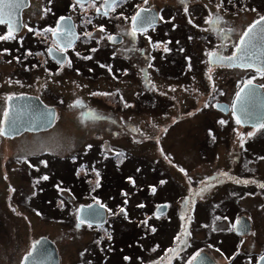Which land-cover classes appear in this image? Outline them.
<instances>
[{
  "label": "rangeland",
  "instance_id": "obj_1",
  "mask_svg": "<svg viewBox=\"0 0 264 264\" xmlns=\"http://www.w3.org/2000/svg\"><path fill=\"white\" fill-rule=\"evenodd\" d=\"M158 1L180 5V0ZM205 1V8L201 9L205 18L197 15L193 26L149 32L151 36H164L157 44L140 40L134 45L128 37L122 44L111 47L116 56L106 69L99 66L91 73L78 72L75 64L83 70L87 65L78 61L73 67L66 65L52 74L43 72L39 81L34 73L28 74L31 84L26 86L43 91V100L56 104L58 115L54 124L41 134L0 136V264H17L21 253L41 234L56 242L60 264H135L139 229L143 235V264H151L158 252L168 248L170 240L178 234L179 223L184 224L182 219L190 212L183 237L190 247L183 260H188L200 249H208L207 221L211 226L229 221L228 216H223V209L245 208L231 199L213 203L223 196H220L222 185L204 195L201 203L185 204V197L181 200L179 193L187 191L188 176L200 177L207 171V178L235 179L243 174L245 166L250 168L254 164V172L249 173L256 176L258 186L264 184V134L254 136L251 147L256 152L242 154L243 149L234 140V125L216 123L219 112L213 105V101L230 96L236 79L243 81L253 73L240 67L214 68L208 63L211 51L227 53L235 47L229 40L233 41L248 21L264 10V2L255 5L258 9L253 0H243L236 12H229L216 1ZM216 17L220 18L222 28H218V23L215 26L206 23ZM165 47L169 49L167 56L161 51ZM12 68L13 65L2 63L0 79ZM5 83L10 90L8 78ZM2 108L0 95V111ZM209 126L215 129V136ZM27 154L36 163L40 157L46 163L38 170L31 169L21 158ZM178 166L189 171L185 174ZM163 171L167 178L161 183ZM42 172L48 173V179L36 180L34 176ZM224 173L229 177H223ZM136 183L145 186L146 191L156 189L154 196L143 195L151 210L146 201L141 208ZM12 185L15 191H10ZM121 187L124 193L120 195ZM56 191L60 198L56 197ZM111 194L117 197L114 202L119 201V194L125 214H116L114 209L120 206L115 205L109 216L107 224L114 228L112 238L106 236L108 255L98 246L92 248L98 243L95 231L86 222L80 223L76 215L72 218L70 205L75 208L95 200L110 202ZM162 202L168 205L167 214L156 217L154 207ZM247 202L250 206L252 200ZM255 206L252 208L255 231L246 237L245 244L253 241L260 247L264 245L263 196ZM176 210L179 212L173 217ZM104 231L101 228L102 237ZM216 239L213 232L212 241ZM155 247L159 251H154Z\"/></svg>",
  "mask_w": 264,
  "mask_h": 264
},
{
  "label": "flooded vegetation",
  "instance_id": "obj_2",
  "mask_svg": "<svg viewBox=\"0 0 264 264\" xmlns=\"http://www.w3.org/2000/svg\"><path fill=\"white\" fill-rule=\"evenodd\" d=\"M210 3L214 1L221 4L225 11L229 12H236V10L240 7V4L243 0H207ZM254 7L257 3L264 2V0H253ZM102 0H96L95 7L91 4H85L83 8L76 5V0H12V8L10 11H13V18L16 22L19 31L16 34V39L0 41V65L2 63L11 64L13 68L8 72L3 73V77L0 79V95L3 101V108L0 111V121L3 120V113L7 108V97L11 95H18V94H31L37 96L43 102L48 105H52L57 110L56 104H49L45 100H43V91L41 90H31L26 86V84H31L28 79L29 73H34V77L36 81H39V77L43 76V72H49L50 74L54 72H58L66 68V65L74 66L75 63L78 61H85L87 65L84 67V70L79 67L78 64H75L74 69L78 72L80 71H88L89 73L96 71L97 67H103L104 69L111 66L113 61L111 60L112 57L116 56V52L111 47L115 45H120L124 41L129 40L135 45L137 41L140 40H148L152 41L157 44L159 41L164 39V36H157L153 34L152 36L149 32L159 28L164 29L166 32L170 30H175L181 28L182 25H189L193 26L195 23V18L198 17L197 15H201L205 18V11L203 12L201 9L205 8L206 1L205 0H197L194 3H191L189 0H186L187 4V12H185V4L180 2L179 6H174L171 1L163 2L162 4L159 3L158 0H147L145 4L144 0H120V3L117 7L113 9H105L101 8V12H97L96 9L101 7ZM21 6V7H20ZM20 7V15H17L15 11L17 8ZM196 8V9H193ZM142 9H147V12H142V15H148L153 18V23L151 26H143V30H137L135 35L132 34L133 31V23L131 17L135 15L137 11ZM107 12V15L102 13ZM261 16H264V10L259 11L256 16H254L246 26L240 30L239 34L236 38L232 41L229 40V44L236 45L239 43V38L242 33L255 21L260 19ZM64 17V20L60 18ZM12 18V19H13ZM127 18V19H125ZM90 21V22H89ZM191 21V22H190ZM58 23L61 26V32L59 34L62 38L54 37L53 34L47 29H56L58 27ZM218 28H222L221 22L218 23ZM27 25V27H24ZM71 26V32L73 35L65 37L63 28ZM103 27L104 31H100L99 29ZM29 28L32 31H29ZM114 28V29H113ZM214 28V27H213ZM158 29V30H159ZM217 30V29H216ZM226 31V29H225ZM126 32V33H125ZM7 33V24L0 25V35H5ZM86 33H91V36L86 35ZM109 36L114 37L113 41L108 39ZM146 36V37H141ZM190 36V35H187ZM178 39L179 37L176 36ZM70 40L71 46H66V42ZM49 49H52L55 54H50ZM95 49V51H93ZM235 47L230 52L221 51L223 54H230L233 52ZM7 50V51H5ZM158 50V49H157ZM164 56L168 55V51L161 50ZM85 57H91L90 59H86ZM214 68H234V66H223V65H212ZM239 68V67H238ZM253 73L252 77H255L254 81H257L263 85L264 88V77L258 75L254 68L247 69ZM6 75V76H5ZM30 76V75H29ZM5 78H8L10 90H7V86L5 83ZM251 77L246 78L245 80ZM244 80V81H245ZM29 81V82H26ZM237 83L231 91L230 96L224 97L227 98L225 100L219 99L213 101V105L216 108V111L219 112V115L216 116V123H220V121H224L225 125L230 123L234 125L235 132L234 140L237 143V146L241 149L240 146V135L242 134L245 140L243 146L242 154H251L256 152V149L251 147V143L254 140V136L264 134V128H258L257 125L264 123V119L262 122L255 124L253 121H249L248 118H241L236 114L233 115L232 105L235 98V94L243 83L241 78L235 80ZM43 86V82L41 84ZM19 88V89H17ZM7 90V91H6ZM209 100V99H208ZM216 101L224 102L222 105L219 104L217 108L215 105ZM207 103V102H206ZM208 101V105H209ZM57 115L55 120L57 119ZM241 119V123L237 124L236 119ZM55 122V121H54ZM54 124V123H53ZM221 124V123H220ZM52 126V125H51ZM256 126L257 128H255ZM211 129L212 135L215 136V129L211 126L208 127ZM46 130V129H45ZM38 135L43 133V129L38 130H24L19 134L14 135H7L1 136L2 137H18L22 135H26L27 133ZM249 132H253L254 135L249 137L247 134ZM260 135V137H261ZM42 156H43V152ZM37 154V153H36ZM26 162L27 166L31 169L38 170L41 166H43V157H40L39 163H36L32 160V158L27 154L21 157ZM20 158V159H21ZM178 170L183 169L184 173H187L189 170L185 166H178ZM255 170V165L251 164L249 167H244V171L242 175L238 177L228 178V179L219 180L216 177H211L212 179L208 182L210 187H208L207 191H205L202 195H196V192H199L201 188L205 185L202 184V181H205V178L209 175L206 171L200 177H190L191 180L188 179L187 181V191L179 193V198L182 200L185 197L187 203L189 205H196L197 203H201L204 199V195H209L212 191L216 190L219 185L220 187V198L219 200H213V203L219 202L222 204L224 201L231 199V201H235L236 203L240 202V205L244 204L245 208L235 209L228 211L224 210L223 216L229 217V221L222 220L217 225H210V221H207V230L205 234V248L208 249H200L207 253H209L213 259L215 260L216 264H258L259 257L264 256V245L257 247L256 243L253 241L250 244H245L246 237L254 230V222H253V212L252 208H255L257 199L264 197V188L258 186V182L256 180V176L252 173ZM253 171V172H252ZM252 172V173H249ZM48 177L47 172H42L36 174L34 178L36 180H41L43 176ZM167 175L163 171L161 174L160 181L165 182ZM43 180V179H42ZM250 181L248 184L244 183H237L236 181ZM43 184V183H42ZM136 191L138 195L139 204L144 205L143 201H146L148 205V210H151V204H149L148 200H144V190L145 186H139L136 183ZM12 189H15L14 186H11ZM153 188L148 189L145 191L146 194L154 196L152 191ZM222 189H226V191H222ZM42 197H43V187H42ZM56 197L60 198L59 191H56ZM124 193V187H121V194ZM261 195V196H260ZM110 196V195H109ZM147 196V195H146ZM260 196V197H259ZM119 201L114 202L117 197L115 195L111 196L110 202H105V209H106V219L103 224L96 225L90 224L88 227L92 228L95 231V240L98 242L97 237L102 236L100 226H105L104 236H111L112 238V229L114 226H109L107 224L109 220V216L113 213V207L120 206L115 208L116 214L121 213L120 210L123 208L121 206L120 196L118 194ZM148 197V196H147ZM203 199V200H202ZM248 200H252L251 205L249 206ZM59 207H61V201ZM11 207V202L8 203ZM159 204H166L167 203H159ZM157 204V206L159 205ZM74 204L70 205V215L74 218L75 213L73 206ZM140 205V206H141ZM17 206V205H16ZM15 206V207H16ZM157 206L154 207L156 211ZM258 206V205H257ZM260 206V205H259ZM75 207V206H74ZM14 208V207H13ZM73 208V209H72ZM142 208V207H141ZM249 208V210L247 209ZM246 209V210H244ZM168 211V205L166 207V212L164 213H157L155 214L156 217L165 216ZM10 212H12L10 210ZM179 210L173 214V217ZM232 212V213H231ZM15 213V212H13ZM185 218L182 219L183 223L187 222L189 219L188 217L191 216L190 212H186ZM131 216V215H129ZM62 219V217H59ZM179 223L178 234L174 236L170 240V244L168 249H174L175 251L167 252L166 250L163 252H158L156 259L152 261L151 264H187L189 260H183L184 255L190 249L189 243L184 237L187 226L186 224ZM139 227L142 228V224L138 223ZM172 230L171 233H173ZM213 232H216L217 239L216 241H212ZM98 233V234H96ZM45 234H41L35 239L31 241L30 246L21 253L18 263H22L23 256L26 252H28L33 244V242L40 236ZM48 236V235H47ZM103 236L104 241L98 242L92 245L98 246L100 251H104L108 255L109 249L108 246L105 244V238ZM180 236L181 240H176V238ZM226 236H229V240L227 241ZM49 237V236H48ZM218 240V241H217ZM227 241V242H226ZM226 242V243H225ZM58 251V247L56 245ZM157 243V242H156ZM225 243V244H224ZM135 247H136V262L135 264H143V235L142 231L139 229L136 231V238H135ZM226 246L230 248L227 250ZM159 251V247H155V250ZM154 250V251H155ZM199 250V251H200ZM59 256V264L61 263L60 253L58 251ZM164 257L161 261L160 258ZM192 257V256H191ZM190 257V258H191ZM259 264H264V261H259Z\"/></svg>",
  "mask_w": 264,
  "mask_h": 264
},
{
  "label": "water",
  "instance_id": "obj_3",
  "mask_svg": "<svg viewBox=\"0 0 264 264\" xmlns=\"http://www.w3.org/2000/svg\"><path fill=\"white\" fill-rule=\"evenodd\" d=\"M20 7L17 8V11H15V13L17 15L19 14V16H21ZM11 13L13 18L14 12L11 11ZM260 29H264V21L261 22V25L257 29V36L250 45L249 53L251 55L250 62L258 67H263L264 32H261ZM211 53H217L225 57L232 55H223L218 51H213ZM222 65L229 64L225 62ZM242 87L243 84L240 86V88ZM253 87L254 92L251 96H248L245 99L237 102L235 95L233 103H237V116L241 118H248L249 121L254 120L253 123L258 124L264 118V89L261 84L254 81ZM11 96H13L14 99L7 101L6 108L11 113V118L4 123V126L8 130V135L19 134L24 130L46 129L54 123L57 115V110L54 106L46 104L37 96L31 94H18ZM223 103L224 102L218 101L216 102V105L219 106V104L222 105ZM99 205H101V203L97 201H92L88 204H81L78 208V218L88 221L89 223H102L105 220V207L101 209ZM160 206L164 207L163 204ZM163 210L164 209H160L159 211L162 212ZM29 253H31L30 256ZM25 257L28 258L25 259ZM22 264H59V256L54 241L47 236H41L36 239L30 251L25 254ZM187 264L216 263L207 252L200 251Z\"/></svg>",
  "mask_w": 264,
  "mask_h": 264
},
{
  "label": "snow or ice",
  "instance_id": "obj_4",
  "mask_svg": "<svg viewBox=\"0 0 264 264\" xmlns=\"http://www.w3.org/2000/svg\"><path fill=\"white\" fill-rule=\"evenodd\" d=\"M145 4L147 3V0H144ZM180 2L182 4H185V12H187V4H186V0H180ZM120 3V0H102L101 3V7L97 8L96 11L99 13L101 12V8H105V9H113L115 7H117ZM85 4H91L93 7H95L96 4V0H76V5L80 6L81 8L84 7ZM219 5L217 6V10H219ZM12 8V0H0V25H5L7 24V33L5 35H0V41H6V40H12V39H16V34L19 31V28L16 24V22L12 19V13L10 11V9ZM253 11H255V9H253ZM142 12H147V9H142L140 11H137L135 13V15H133L131 17L132 23H133V31L132 34L135 35L137 30H143V26L147 25V26H151L153 23V18L148 16V15H142ZM104 15H107V12L102 13ZM61 20H64V17L60 18ZM127 19V18H125ZM220 20L219 17H216L215 19H211V20H206V23H211L213 26H215L218 21ZM264 21V16H261L259 20L255 21L252 25H250L248 27V29L246 31H244L242 33V35L239 38V43L235 45V51L232 53L231 56H222L220 54L217 53H208L209 57H210V64H223L225 62H227L229 64V66H234V67H240L242 69H249V68H254L255 71L258 73V75H260L261 77H264V67H258L256 65H254L253 63H251V55L249 53V48L250 45L252 43L253 40L256 39L257 36V29L259 28V26L261 25V22ZM90 22V21H89ZM191 22V21H190ZM24 27H27V25H24ZM61 26L58 23V27L56 29H47L46 31H49L53 34L54 37L57 38H62L59 36L60 32H61ZM100 31H104L103 27L101 26V28L99 29ZM29 31H32V29L29 28ZM261 32H264V29H260ZM63 32L65 37L67 36H71L73 35V33L71 32V26H67L65 28H63ZM86 35L91 36V33H86ZM108 39L110 41L114 40V37L109 36ZM66 46L70 47L71 46V41L68 40L66 42ZM165 51H168L169 49L167 47H165L164 49ZM7 51V50H5ZM93 51H95V49H93ZM49 53L50 54H55L53 52L52 49H49ZM86 59H90L91 57H85ZM151 67V65H149ZM209 72H211V68H209ZM209 79H211V76H209ZM255 80V77H251L245 81H243V87L240 88V90L236 93V101H241L243 99H245L248 96H251L254 92V87H253V81ZM174 91V89H173ZM243 94V95H242ZM7 101H11L14 99L13 96H8ZM208 105L206 104L205 107H207ZM125 107H130V105L125 104ZM236 109H237V103L234 102L232 105V111H233V115L236 114ZM191 115V114H190ZM3 117H4V121H0V136H7L8 130L7 128L4 126V123L8 120H10L11 118V113L5 109L4 113H3ZM221 124H224V121H220ZM236 123L240 124L241 123V119L238 117L236 119ZM258 128H264V123L260 124L258 126ZM249 137L253 136L254 133L253 132H249L247 134ZM240 146L243 148L245 140L243 135H240ZM88 147H91L90 145ZM117 155H121L120 153H117ZM262 159H264V157H262ZM42 163H46V162H42ZM180 171L184 172L183 169H180ZM186 174V173H185ZM223 175H227V173H224ZM42 179H48L47 176L42 177ZM212 178H205V181H202L201 183L204 184L205 186L203 188H201L199 190V192L196 193V195H202L205 191H207L208 187H210V184L208 183ZM189 180H191V178L189 177ZM237 183H244V184H248L250 183V181L244 180V181H236ZM134 183V182H133ZM163 183V181L161 182ZM97 186H99V173H97ZM261 188H264V184L260 185ZM10 191H15V189H11ZM62 191V190H61ZM152 191H155V188L153 187ZM126 195V194H125ZM125 203H127V201H125ZM185 203H187V200L185 201ZM99 207L102 209L104 208V205H99ZM141 207H143V205H141ZM166 207V206H164ZM160 209H158L159 211ZM13 211H15V209H13ZM121 214H125V210L122 208L121 210ZM39 215V213H37ZM84 221L81 220L80 223H83ZM147 223V221H145V224ZM153 231H155V229H152ZM109 239H111V236L108 237ZM176 240H181V237L178 236L176 238ZM155 250V249H153ZM175 251L174 249H168L166 250V255L167 252H172ZM31 255V253H29V256ZM28 257H25V259H27ZM129 257H125V260H128ZM164 259V257H161L160 260L162 261ZM259 261H264V256L259 257L258 260V264ZM157 264H159V262H157Z\"/></svg>",
  "mask_w": 264,
  "mask_h": 264
},
{
  "label": "trees",
  "instance_id": "obj_5",
  "mask_svg": "<svg viewBox=\"0 0 264 264\" xmlns=\"http://www.w3.org/2000/svg\"><path fill=\"white\" fill-rule=\"evenodd\" d=\"M80 179H78V181H79ZM83 181V180H82ZM145 191L146 190H144L143 192L145 193ZM112 195V194H111ZM87 224V223H86ZM88 226L90 225V224H87ZM100 228H105V226L104 225H102V226H100ZM104 238H105V244L107 245V239H106V236H104ZM97 240H98V242H103L104 241V239H103V237L102 236H100V237H97Z\"/></svg>",
  "mask_w": 264,
  "mask_h": 264
}]
</instances>
